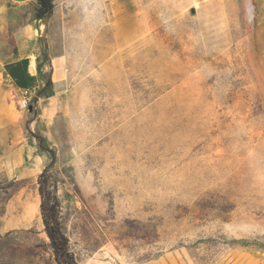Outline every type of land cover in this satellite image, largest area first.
<instances>
[{
  "label": "rangeland",
  "instance_id": "374dc122",
  "mask_svg": "<svg viewBox=\"0 0 264 264\" xmlns=\"http://www.w3.org/2000/svg\"><path fill=\"white\" fill-rule=\"evenodd\" d=\"M53 2L0 0L9 113L8 62L68 83L0 129V264H59L41 183L78 264H264V0Z\"/></svg>",
  "mask_w": 264,
  "mask_h": 264
},
{
  "label": "crops",
  "instance_id": "0c3cea01",
  "mask_svg": "<svg viewBox=\"0 0 264 264\" xmlns=\"http://www.w3.org/2000/svg\"><path fill=\"white\" fill-rule=\"evenodd\" d=\"M5 73L6 80L13 86L15 92H18L20 89L29 88L33 90L34 97L27 107L28 112L19 118L9 113L4 101L7 89L5 86H0V93L2 94L1 102L3 103V109H5L4 113L0 114V129L11 124L19 125V127L21 126L23 128H27V125L29 128H32V126L50 127L52 122L58 120L63 106L61 97L68 88V83L64 76H56L53 73L51 91L43 94L41 90L44 88V79L42 76V67L37 58L33 59L30 56H20L7 63ZM1 138L3 139L4 135H1ZM24 139L33 138L26 136Z\"/></svg>",
  "mask_w": 264,
  "mask_h": 264
},
{
  "label": "trees",
  "instance_id": "16d2710c",
  "mask_svg": "<svg viewBox=\"0 0 264 264\" xmlns=\"http://www.w3.org/2000/svg\"><path fill=\"white\" fill-rule=\"evenodd\" d=\"M39 11L37 17L42 18L52 14L54 9L53 0H38ZM44 172L39 178H42ZM42 195V216L47 234L50 238L55 258L59 264H78L74 253L70 249V241L62 229V225L55 209L49 208L46 204V192L44 185L40 187Z\"/></svg>",
  "mask_w": 264,
  "mask_h": 264
},
{
  "label": "built area",
  "instance_id": "2783aa9c",
  "mask_svg": "<svg viewBox=\"0 0 264 264\" xmlns=\"http://www.w3.org/2000/svg\"><path fill=\"white\" fill-rule=\"evenodd\" d=\"M34 92L32 89L24 88L19 90V105L21 107H28L32 102Z\"/></svg>",
  "mask_w": 264,
  "mask_h": 264
},
{
  "label": "water",
  "instance_id": "95a60500",
  "mask_svg": "<svg viewBox=\"0 0 264 264\" xmlns=\"http://www.w3.org/2000/svg\"><path fill=\"white\" fill-rule=\"evenodd\" d=\"M192 12H195V9H193Z\"/></svg>",
  "mask_w": 264,
  "mask_h": 264
}]
</instances>
